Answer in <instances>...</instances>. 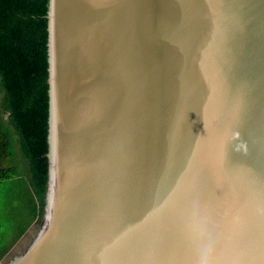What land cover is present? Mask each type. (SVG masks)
Wrapping results in <instances>:
<instances>
[{
    "label": "water",
    "instance_id": "1",
    "mask_svg": "<svg viewBox=\"0 0 264 264\" xmlns=\"http://www.w3.org/2000/svg\"><path fill=\"white\" fill-rule=\"evenodd\" d=\"M42 215L5 264H264V0H48Z\"/></svg>",
    "mask_w": 264,
    "mask_h": 264
},
{
    "label": "trees",
    "instance_id": "2",
    "mask_svg": "<svg viewBox=\"0 0 264 264\" xmlns=\"http://www.w3.org/2000/svg\"><path fill=\"white\" fill-rule=\"evenodd\" d=\"M48 0H0V261L39 224L47 182Z\"/></svg>",
    "mask_w": 264,
    "mask_h": 264
},
{
    "label": "rangeland",
    "instance_id": "3",
    "mask_svg": "<svg viewBox=\"0 0 264 264\" xmlns=\"http://www.w3.org/2000/svg\"><path fill=\"white\" fill-rule=\"evenodd\" d=\"M37 226H34L31 228L13 247V249L8 253V255L5 257V259L0 261V264H5L9 259H11L14 255H17L21 253L25 247L28 245V243L31 241L32 237L35 235Z\"/></svg>",
    "mask_w": 264,
    "mask_h": 264
}]
</instances>
